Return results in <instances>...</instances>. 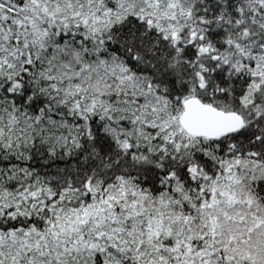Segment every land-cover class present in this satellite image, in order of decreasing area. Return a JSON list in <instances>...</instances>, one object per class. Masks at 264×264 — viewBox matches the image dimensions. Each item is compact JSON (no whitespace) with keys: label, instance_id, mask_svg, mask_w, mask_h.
I'll return each mask as SVG.
<instances>
[{"label":"snow or ice","instance_id":"6c2138e0","mask_svg":"<svg viewBox=\"0 0 264 264\" xmlns=\"http://www.w3.org/2000/svg\"><path fill=\"white\" fill-rule=\"evenodd\" d=\"M0 264H264V0H0Z\"/></svg>","mask_w":264,"mask_h":264}]
</instances>
